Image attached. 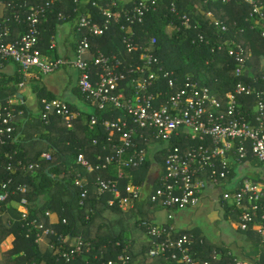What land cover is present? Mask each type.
<instances>
[{
  "label": "trees",
  "instance_id": "trees-1",
  "mask_svg": "<svg viewBox=\"0 0 264 264\" xmlns=\"http://www.w3.org/2000/svg\"><path fill=\"white\" fill-rule=\"evenodd\" d=\"M25 1L4 0L7 5L5 18L11 19L10 25L19 33L23 32L25 27L18 25L13 15L17 12L24 14L22 3ZM65 1L67 7H64ZM100 1L89 0L90 3L77 6L73 0H61L53 6L41 26L43 33L39 48L42 53L45 55L50 49L47 46L54 27L59 23V13L66 17L63 20L65 23L89 12L95 15L97 22L102 23L100 11L92 6L93 2ZM135 1L139 0H133L131 4H119L109 31L101 37H90L94 52L117 54L123 61L119 71L125 74V79L120 83L119 89L126 87L131 91L129 82L139 76L136 69L146 65L142 60L143 48L150 46L153 40L156 41L154 47L155 56L159 59L158 66L172 72V77L179 85L189 77L201 85L214 88L222 95L233 91L236 83L243 80L234 77L237 63L229 55L230 47L241 44L252 53L247 65L254 71V78L258 79L255 86L264 88V22H261L257 15L252 16L253 5L245 0H157L156 11L151 10L141 19L134 15L129 18L122 9L133 6ZM254 1L263 7L264 12V0ZM42 3L44 0L39 2ZM173 4L176 7L175 12H172ZM185 15L189 19L187 23L183 20ZM215 21L226 25L228 31L224 32L218 28ZM46 28L48 33L45 32ZM126 36L132 39L135 47L129 53L123 43ZM17 37L13 35L9 40H15ZM8 62L15 64L19 73L15 77L0 79V112L3 115L9 112L14 114V131L6 134L3 142H0V188L3 182H10V195L5 203H0V245L5 242L11 244L2 253L0 264H108L109 260H117L118 255L122 253L129 256V264H168L166 257L150 255L151 244L144 225L146 221H154L155 213L161 211L157 205L150 202L153 187L149 188L148 181L158 169L162 174L165 152L162 150L154 153V157L140 167H125L120 163L109 170L88 172L77 164L78 155L84 154L93 166L99 162L103 163L110 154L109 149H104V146L109 147L110 138L116 143L119 139L116 130L107 129L104 122L116 120L120 111L112 105L101 109L91 103V111L82 110L69 103L71 111L79 113L77 117L54 114L49 121L44 120V101L56 99V95L34 83L32 89L38 103L37 110L28 106L19 95L23 94L30 78L24 76L19 64L0 59L1 65ZM156 66H152L154 70ZM42 75L38 73V77ZM244 79L246 84H254L253 78L246 74ZM22 83L25 84L23 87ZM166 85L167 81L163 80L157 87L166 90ZM78 92L82 97L79 87ZM116 92L118 89L114 93ZM16 99L18 102L14 103ZM245 99L247 98L241 97L243 110L247 106ZM247 101L249 104L253 103L254 98H248ZM136 143L138 148H148L149 144H154L143 140H137ZM178 143L176 145H179ZM130 152L127 151L124 158H127ZM43 153H49L51 160L42 159ZM98 157H102V160ZM37 162L41 164L40 168L35 172L31 171L29 166ZM9 165L13 167V172L8 170ZM117 171L123 173V196L127 194L125 188L130 181L142 188L143 201L131 210H122L118 199H114L111 194L99 196L95 190L99 179L118 178L115 177ZM84 178L89 181L87 186L77 185V181ZM20 187H26V191L21 192ZM86 189L88 192L83 197ZM40 199L44 200L41 205ZM111 199H114L112 205L109 204ZM23 200L28 202L23 207L27 206L30 210L29 218L23 220L21 209L19 218L4 221L1 213L6 210L7 204L12 201L22 203ZM40 210H49L56 218L52 224L56 234L46 239L44 250L37 242L36 230H30L27 225ZM230 215L234 221H239V214L231 213L227 207H223V218L226 219ZM239 230L247 235V240L252 242L260 253L259 257L248 260L257 262V259H260V264H264V238L252 228L247 231ZM182 234L191 237L196 263L210 260L214 264H235L237 257L225 245H217L202 237H196V234L192 238L188 231L177 230L174 237ZM80 238L90 243L91 249L85 255L66 262L61 257V251L72 248L74 241ZM49 243L55 247L50 249Z\"/></svg>",
  "mask_w": 264,
  "mask_h": 264
},
{
  "label": "built area",
  "instance_id": "built-area-1",
  "mask_svg": "<svg viewBox=\"0 0 264 264\" xmlns=\"http://www.w3.org/2000/svg\"><path fill=\"white\" fill-rule=\"evenodd\" d=\"M34 1L40 2V0ZM156 1H135L133 6L124 7L122 12L129 18L134 15L141 19L151 10H157ZM245 1L254 6L252 16L257 15L259 20L264 22L263 7L254 0ZM73 2L77 6L90 3L89 0H73ZM57 3L58 0H44L42 4L33 3L27 7L22 3L24 14L15 13L14 20L25 29L12 41L9 40L12 35L11 19L6 18L0 24V59L19 64L26 78L36 76L38 73L46 75L64 67H73L79 71L78 87L86 102L101 109L112 105L120 111L116 120L104 122L107 129L116 130L119 139L116 143L110 138L109 147L104 146V149H109L110 154L103 163L99 162L93 166L84 154L78 155L77 164L88 172L109 170L120 163L125 167H140L148 159H152L158 151L165 152L163 172L153 186L150 202L165 213L166 221L144 222L151 244L150 255L166 257L168 264H214L210 260L196 263L191 237L188 234L174 237L177 229L173 225L176 212L185 208H200L209 189L218 190L220 194L217 202L227 207L231 213L239 214L237 221L239 229L247 231L252 228L264 238V175L256 178L246 169L247 165L252 166L253 161L261 169L264 168V88L255 86L258 79L254 78L251 67L247 65L252 53L241 44L230 47L229 55L237 63L234 77L243 80L236 83L233 91L222 95L214 88L201 85L189 77L179 85L172 77V72L158 66L159 59L155 56L154 47L156 41L153 40L150 46L143 48L142 60L146 65L136 69L139 76L129 82L131 91L126 87L119 89L120 83L125 79V74L119 71L123 61L117 54L106 55L102 51L94 52L90 37H101L108 32L119 4H131L133 0L93 2L92 6L100 11L102 23L97 22V18L91 12L82 14L76 22L80 39L73 58L48 59L39 48L43 33L41 26ZM172 6V12H175L176 7L174 4ZM58 18L64 20L66 17L63 13H59ZM183 20L185 23L189 22L186 15L183 16ZM215 25L224 32L228 31V27L220 21H215ZM123 43L128 53L135 49L131 38L126 36ZM153 65H157L155 70ZM245 74L253 78V85L245 83ZM163 80L167 81L166 90L157 87ZM24 85L22 83L21 87ZM116 89L118 92L115 94ZM241 97L247 99L252 97L254 102L249 104L245 99L244 103L247 106L243 110ZM69 105L63 99L45 100L42 118L49 121L54 114L77 117L79 113H73ZM13 119V112L6 115L0 112L2 123L0 142H3L6 134L14 131ZM137 140L154 144H149L148 148H138ZM129 150L130 154L124 158ZM41 158L51 160V155L43 153ZM98 158L102 160V157ZM40 166L41 164L37 162L31 164L29 169L35 172ZM8 170L14 171L11 165L8 166ZM115 177L118 178L99 179L95 190L99 196L111 194L114 199L119 200L122 210H130L134 203L142 199V188L130 181L125 188L127 194L123 196L121 189L123 173L117 171ZM9 183L3 182L1 185L0 203H5L10 195ZM77 185L84 187L86 182L78 180ZM20 191L25 192L26 187H20ZM87 192L88 189L84 190L82 196L85 197ZM114 199L109 200L110 205L114 203ZM21 204L27 205L28 202L23 200ZM30 213L25 206L22 210L23 220H27ZM51 216L52 213L46 211L42 215H36L27 223L30 230L32 228L36 230L37 242L40 244L44 239L56 234L50 220ZM49 246L50 249L55 247L50 243ZM90 246V243L80 238L74 241L72 248L61 251V257L66 262H71L78 256L85 255L91 249ZM129 263L130 258L126 253L118 255L117 260L108 262V264ZM260 263V259H257V262L235 259V264Z\"/></svg>",
  "mask_w": 264,
  "mask_h": 264
},
{
  "label": "crops",
  "instance_id": "crops-1",
  "mask_svg": "<svg viewBox=\"0 0 264 264\" xmlns=\"http://www.w3.org/2000/svg\"><path fill=\"white\" fill-rule=\"evenodd\" d=\"M60 1L61 0H58V3ZM33 3L39 4V2H35L34 0H26L23 4H25L27 7ZM65 4H67V1L64 3V7H67ZM6 6V2L2 0L0 2V24L6 19ZM78 18L73 19V21L69 23H65L63 20L58 18L59 23L54 27L53 34L49 39L47 46L49 48H55H50L48 49L49 51L46 52L45 56L48 59H54V57L67 59L73 58L75 53L74 47H77L78 40L80 39V34L76 29V22ZM10 32L12 33L11 36L14 35V37H19L21 34V32L19 33V31L13 30L11 25ZM45 32L48 33L49 30L46 28ZM253 72L254 71L252 70V73ZM18 73V67L13 63L8 62L0 66V79L15 77V75ZM78 79L79 71L73 67H64L53 73L42 75L40 77H38V75H33L30 77L29 83L26 85V88L21 95L24 97L23 99L28 106L32 107L34 110H37L38 103L36 95L32 89V84L36 83L44 87L47 91L56 95L57 98L76 105L82 110H89L84 104V99L78 92ZM162 166L164 167V165ZM246 169L249 171V174H252L256 178H260L263 175L261 168L256 164V162H253L252 166L247 165ZM157 172L161 174L159 169L155 173ZM83 182H86V185L89 183L87 178H84ZM219 194L220 192L218 190L209 189L206 191L201 207L198 209L185 208L178 210L176 212V219L173 225L179 231L190 232L192 238H194L196 234V237H202L217 245H225L237 258L250 259L259 257L260 253L255 249L253 243L247 240V235L239 230L237 221L233 220V216L230 215L226 219L223 218V206L221 203L217 202ZM142 201L143 197L139 202L134 203L130 210L135 208L137 204L141 203ZM40 202L41 203L39 204L41 205L44 203V200L40 199ZM22 207L23 205L18 202L12 201L8 203L6 210L1 213L2 219L4 221H8L9 219L14 220L19 218ZM44 213L45 212L40 210L38 214L42 215ZM50 220L52 223L54 220H56L54 214H52ZM154 221L160 223L165 222V213L163 211L156 212ZM41 245L44 250L47 245L45 239L41 241Z\"/></svg>",
  "mask_w": 264,
  "mask_h": 264
},
{
  "label": "rangeland",
  "instance_id": "rangeland-1",
  "mask_svg": "<svg viewBox=\"0 0 264 264\" xmlns=\"http://www.w3.org/2000/svg\"><path fill=\"white\" fill-rule=\"evenodd\" d=\"M172 29H173V28H172ZM170 30H171V28H170ZM34 76H35V75H34ZM33 92H34V91H33ZM18 99H19V98H18ZM83 101H84L85 106L88 107V109L91 111V110H92V107L90 106V104L87 103L85 100H83ZM15 102H18L17 99H16V101H14V103H15ZM261 172H262V174L264 175V168L261 169ZM22 209L24 210V207H22ZM10 246H11L10 242H5V243L1 244V245H0V256H1L2 253H3V250L8 249Z\"/></svg>",
  "mask_w": 264,
  "mask_h": 264
},
{
  "label": "water",
  "instance_id": "water-1",
  "mask_svg": "<svg viewBox=\"0 0 264 264\" xmlns=\"http://www.w3.org/2000/svg\"><path fill=\"white\" fill-rule=\"evenodd\" d=\"M19 98L21 99V100H23V96L22 95H19ZM47 172L49 171V170H46ZM159 175H160V173H155V174H153L151 177H150V179H149V181H148V186H149V188L150 187H153L154 185H155V182H156V180H157V178L159 177Z\"/></svg>",
  "mask_w": 264,
  "mask_h": 264
}]
</instances>
